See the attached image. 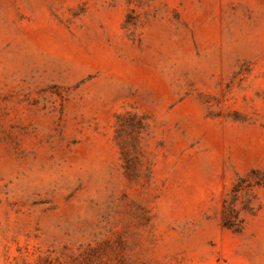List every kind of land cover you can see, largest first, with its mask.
<instances>
[{
  "label": "rangeland",
  "instance_id": "obj_1",
  "mask_svg": "<svg viewBox=\"0 0 264 264\" xmlns=\"http://www.w3.org/2000/svg\"><path fill=\"white\" fill-rule=\"evenodd\" d=\"M0 264H264V0H0Z\"/></svg>",
  "mask_w": 264,
  "mask_h": 264
}]
</instances>
